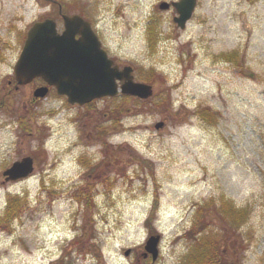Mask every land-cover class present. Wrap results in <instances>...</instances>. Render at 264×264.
<instances>
[{"label":"rangeland","instance_id":"obj_1","mask_svg":"<svg viewBox=\"0 0 264 264\" xmlns=\"http://www.w3.org/2000/svg\"><path fill=\"white\" fill-rule=\"evenodd\" d=\"M58 1L154 93L71 105L13 90L26 30L62 20L54 0H0V264H181L208 233L226 263L264 264V0H197L184 28L159 8L173 0ZM25 155L33 172L5 181ZM211 200L243 209L241 225Z\"/></svg>","mask_w":264,"mask_h":264},{"label":"water","instance_id":"obj_2","mask_svg":"<svg viewBox=\"0 0 264 264\" xmlns=\"http://www.w3.org/2000/svg\"><path fill=\"white\" fill-rule=\"evenodd\" d=\"M197 0H176L171 4L177 15L173 20L183 28L191 17ZM168 2H161L160 8L168 7ZM61 12V8L59 9ZM63 30H57L56 21L44 18L35 21L27 31L24 44L14 64V74L18 83H26L35 76H41L48 84L54 85L59 94H65L70 103L80 104L103 95L118 93L117 80H123L120 90L141 98L149 97L152 85L134 81L132 67L125 65L121 69L108 57L101 47L98 36L90 22L79 14H62ZM80 36L75 38L74 34ZM46 89L36 91L44 95ZM163 126L157 122L155 127ZM33 169V160L25 156L16 160L3 173L6 179L27 176ZM159 235H152L145 244L146 253L151 252L153 259L158 254ZM130 249H126L128 255Z\"/></svg>","mask_w":264,"mask_h":264},{"label":"trees","instance_id":"obj_3","mask_svg":"<svg viewBox=\"0 0 264 264\" xmlns=\"http://www.w3.org/2000/svg\"><path fill=\"white\" fill-rule=\"evenodd\" d=\"M151 34L153 31V28L150 30ZM226 57H228V54H225ZM233 56V55H232ZM236 57V54L234 55ZM231 57V55H229ZM232 60V59H231ZM202 110V109H201ZM205 112V111H203ZM9 199H16L14 196H11ZM207 205H204V208H215V205H212V200L211 204L208 205L209 203H206ZM155 205V203H154ZM9 206L12 211L16 210L14 206H11V202L9 203ZM202 205L197 206L194 212V220L192 219V223L188 229V232L194 236L195 233L201 232L200 230L196 229L195 226L197 225V219H199V213H201V208ZM218 207V208H217ZM215 211L217 215H222L224 220H226L227 223L233 224L234 227L238 228L241 225L242 219L244 218V213L243 209L241 208H233L231 205L223 202H220L217 205ZM201 208V210H200ZM211 209V208H210ZM8 210V211H9ZM227 216V219H225ZM207 222V221H206ZM225 222V223H226ZM192 228V229H191ZM188 233V234H189ZM217 235H212L208 233V235L196 238V243H193L190 246L189 254L183 259L181 264H230V262H227L224 260L223 256L219 253L222 252L221 247H220V242L218 241ZM227 237L229 239V235L227 234ZM223 259V260H222ZM236 263V260L234 261V264Z\"/></svg>","mask_w":264,"mask_h":264},{"label":"flooded vegetation","instance_id":"obj_4","mask_svg":"<svg viewBox=\"0 0 264 264\" xmlns=\"http://www.w3.org/2000/svg\"><path fill=\"white\" fill-rule=\"evenodd\" d=\"M75 37H79L80 34L76 33L74 34ZM123 64V63H122ZM7 84L10 85V87L14 90V89H17L18 87H21V86H24V85H29L30 86V90H29V93H31L32 95V98L33 100H39L40 98H44L46 97L47 95H49L52 91H55V87L52 86V85H47V83L41 78V77H34L29 83L27 84H23V85H17V82L14 78V74L11 75L8 79H7ZM46 86L47 87V91H46V94L45 96H36L34 94V91L37 89V88H40V87H44ZM10 88V90L12 91V89ZM148 254L145 255V257H147Z\"/></svg>","mask_w":264,"mask_h":264}]
</instances>
